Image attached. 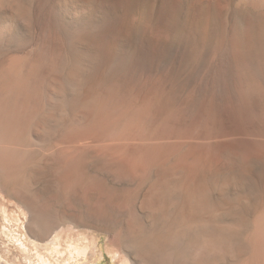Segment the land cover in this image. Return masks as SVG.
<instances>
[{"label": "rangeland", "instance_id": "1", "mask_svg": "<svg viewBox=\"0 0 264 264\" xmlns=\"http://www.w3.org/2000/svg\"><path fill=\"white\" fill-rule=\"evenodd\" d=\"M228 157L232 171L210 170ZM98 158L142 176L113 186ZM70 167L89 174L42 202L33 178ZM170 167L207 184L203 213L233 229L220 264H264V0H0V264H136L124 214L149 231L134 207ZM95 181L118 197L119 227L77 223L71 193L92 202ZM17 190L53 222L45 242Z\"/></svg>", "mask_w": 264, "mask_h": 264}, {"label": "bare ground", "instance_id": "2", "mask_svg": "<svg viewBox=\"0 0 264 264\" xmlns=\"http://www.w3.org/2000/svg\"><path fill=\"white\" fill-rule=\"evenodd\" d=\"M251 1L256 6H259L263 2V0ZM115 124H118V122ZM98 125L103 127V129L104 127L111 128L113 122L109 119H99ZM134 136L137 137L138 134ZM122 138L125 139L124 137ZM126 138L130 139L128 137ZM125 141L127 140H124V142ZM121 144L122 146L124 145V143ZM151 149L163 148L154 146L151 147ZM92 152L94 157H97L96 152ZM125 159L132 161V158L126 157ZM227 159L228 164L226 165H217L214 161H211L209 164L210 170L232 171L236 165V158L228 157ZM97 162L100 163L91 167L92 172L98 176L107 177L112 185L116 187L121 185L131 187L136 183L138 178L142 176L141 171L134 167L127 168L120 163H116L115 166H113L114 168H109L110 165L108 166V164L110 163L103 158H98ZM87 169L88 168L70 167L65 171L64 176L53 174L51 176H46L38 174V177L36 176V178L34 177L33 179L42 185L41 201L46 202L50 195L56 191V187L63 190L70 182H73L74 179H85L89 174L86 172ZM175 170L177 169L174 167L169 168L168 173L166 172L169 177L167 180H163L161 178L163 176L161 175L160 177L157 174L159 170H157L155 174L160 178L153 177L155 179L146 183L144 185L145 187L141 186L143 190L136 204L134 203V208L148 216L150 229L149 231L145 230V224L141 222V217H139L138 214L132 216L131 212H133V207H129L130 209L128 208L124 214L131 219L126 222L127 228H130V230L128 229L129 231H125V237L122 238L124 239V252L127 253L136 264H220L230 255H233V250L235 249H231V247L228 246V240L222 237L219 232H229L233 231V229L218 225L217 219L221 216L215 211L207 213V216L206 213H203L206 208H210L209 200L205 197V193L209 192L208 186H206L207 184L202 185L198 181L192 180L191 176L189 177L183 171H181V178L175 179ZM199 170L198 168V171ZM208 170L207 168V171ZM194 173L193 171L192 176L198 178V175ZM15 193L20 194V204L23 205L29 214L27 223L29 235L40 243L45 242L53 232V222L43 215L42 210H40V207H36L34 201L30 198H26L18 190L15 191ZM77 193H71L74 198L70 199L76 207L80 209L85 207L83 209L84 211L80 213L81 215L77 216L76 221L79 225L89 228H94L96 226L117 227L119 225V222L116 221L115 204L120 203H118V197L109 190L106 184L103 182H96V184L93 185L90 194L92 202H83L80 193Z\"/></svg>", "mask_w": 264, "mask_h": 264}]
</instances>
